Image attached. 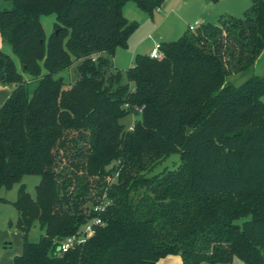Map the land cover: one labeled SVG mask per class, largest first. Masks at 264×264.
Wrapping results in <instances>:
<instances>
[{
  "label": "trees",
  "instance_id": "trees-1",
  "mask_svg": "<svg viewBox=\"0 0 264 264\" xmlns=\"http://www.w3.org/2000/svg\"><path fill=\"white\" fill-rule=\"evenodd\" d=\"M4 1L0 36L21 71L0 49V85L11 88L0 105V189L40 176L34 197L21 184L13 202L23 242L12 264H162L169 254L264 264V77L227 81L264 49V0L161 43L160 59L136 54L124 72L112 58L137 27L125 3L152 16L164 0ZM129 114L139 116L131 129ZM170 153L179 164L151 173ZM116 171L104 224L58 253L55 240L90 216ZM35 222L44 234L32 242Z\"/></svg>",
  "mask_w": 264,
  "mask_h": 264
},
{
  "label": "rangeland",
  "instance_id": "rangeland-1",
  "mask_svg": "<svg viewBox=\"0 0 264 264\" xmlns=\"http://www.w3.org/2000/svg\"><path fill=\"white\" fill-rule=\"evenodd\" d=\"M251 3V0H165L164 5L159 6L158 11L154 9L153 15L150 16L147 12L137 7L133 1H128L127 6L131 7L129 10L126 8L123 14L128 21L136 22L137 27L130 34L124 50L129 53L133 51L134 53H140L147 45L154 44L155 41L168 42L176 40L185 32H189L187 29L188 25L196 20L215 23L220 18L227 16L242 18L244 11L251 6ZM10 6L9 1L0 0V9L10 8ZM41 22L46 34H49L54 22V15L42 16ZM154 34H158V36L154 37ZM0 49L14 59L17 68L21 71L20 63L12 53L10 46L6 43H0ZM61 74L69 82H73L76 77L74 67L71 70L62 71ZM239 76L240 73H233L228 76L227 81L238 85L247 77L240 78ZM138 118L139 116L129 114L122 118L121 122L128 128ZM179 162V153H170L159 161L151 173L161 172L164 169H174ZM39 180V175L28 174L24 175L20 182L14 183L10 188L0 189V197L4 199H0V227L16 231L20 240L22 239V235L17 231L15 225L17 210L13 202L18 197V190L21 184L24 185L25 191L34 197L35 187L39 183ZM10 220L12 226L9 225ZM238 221H242V219ZM42 234H44V229L35 222L27 234V239L36 242ZM15 236L17 237V235ZM10 242L12 243V240ZM11 247L10 249L15 247L14 243H12Z\"/></svg>",
  "mask_w": 264,
  "mask_h": 264
},
{
  "label": "crops",
  "instance_id": "crops-1",
  "mask_svg": "<svg viewBox=\"0 0 264 264\" xmlns=\"http://www.w3.org/2000/svg\"><path fill=\"white\" fill-rule=\"evenodd\" d=\"M164 1L160 6L164 5ZM127 3H125V5L123 7L124 12H125L126 8H128V10H129V8L131 7L129 5L127 6ZM217 22L211 23V24H216ZM200 23L202 25V24H206V23H210V22L200 21ZM157 36H158V34H154V37H157ZM0 43L3 44L1 36H0ZM155 43L161 44L163 42L155 41L154 44ZM154 44L147 45L140 53L148 55ZM124 49H125V47L116 48L115 53H114L113 58H112V63H113L114 69L117 71H121V72L126 71L132 65V61H133L134 56L139 53V52L134 53V51L129 53V52H126V50H124ZM134 50H136V49H134ZM22 74H23L25 79H29V77L26 73L22 72ZM251 74L264 77V49L261 51V53L256 58L253 66L249 70H247L243 73H240L239 77L240 78L246 77V76L248 77ZM10 92H11V88L8 85H0V105L7 99ZM9 225L12 226L11 220L9 221ZM17 231H19V230L17 229ZM19 232L22 235V232L21 231H19ZM15 235H17V237ZM11 240H12V243H14V245H15V247L13 249H10L13 247V246L11 247V245H12V243L10 242ZM22 242H23V235H22V239L20 240L18 238V234L16 231H11V230H8L7 228L0 227V264H12L13 257L15 255H18L21 253ZM160 263H162V264H181V258L179 255L169 254V255H166L165 257L161 258ZM232 264H245V263H243L241 260L235 258L233 260Z\"/></svg>",
  "mask_w": 264,
  "mask_h": 264
},
{
  "label": "built area",
  "instance_id": "built-area-1",
  "mask_svg": "<svg viewBox=\"0 0 264 264\" xmlns=\"http://www.w3.org/2000/svg\"><path fill=\"white\" fill-rule=\"evenodd\" d=\"M159 10V7L156 8ZM201 25L200 21L196 20L192 24L188 25V31H195ZM149 57L153 59H160L163 55L160 43H155L149 52ZM127 106V104H125ZM129 126L128 129H131ZM119 172L116 171L114 176L109 179L107 186L102 193L100 199L96 203L89 205L88 212L90 216L76 229V231L68 236L59 238L55 240V247L58 253H65L77 245L86 242L94 233L97 227L102 226L104 221L102 219V213L105 212L106 208L111 204L112 199L107 195V188L110 184L116 180Z\"/></svg>",
  "mask_w": 264,
  "mask_h": 264
}]
</instances>
